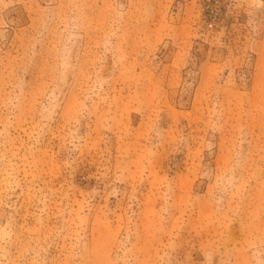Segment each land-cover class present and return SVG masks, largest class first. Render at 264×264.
<instances>
[{
	"label": "rangeland",
	"instance_id": "rangeland-1",
	"mask_svg": "<svg viewBox=\"0 0 264 264\" xmlns=\"http://www.w3.org/2000/svg\"><path fill=\"white\" fill-rule=\"evenodd\" d=\"M0 264H264V0H0Z\"/></svg>",
	"mask_w": 264,
	"mask_h": 264
}]
</instances>
